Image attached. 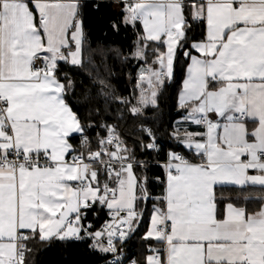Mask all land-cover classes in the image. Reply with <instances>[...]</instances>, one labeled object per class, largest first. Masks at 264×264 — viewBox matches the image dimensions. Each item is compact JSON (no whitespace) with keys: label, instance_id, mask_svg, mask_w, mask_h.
<instances>
[{"label":"snow or ice","instance_id":"snow-or-ice-1","mask_svg":"<svg viewBox=\"0 0 264 264\" xmlns=\"http://www.w3.org/2000/svg\"><path fill=\"white\" fill-rule=\"evenodd\" d=\"M89 7L133 29L126 49L93 47ZM130 60L124 94L110 61ZM173 85L187 155L162 148ZM37 240L94 264H264V0H0V264H34Z\"/></svg>","mask_w":264,"mask_h":264},{"label":"trees","instance_id":"trees-1","mask_svg":"<svg viewBox=\"0 0 264 264\" xmlns=\"http://www.w3.org/2000/svg\"><path fill=\"white\" fill-rule=\"evenodd\" d=\"M115 18H118V13L111 7L104 8L101 12L93 11L91 7L85 10L86 25L91 30L90 39L93 47L96 46L97 42H101L113 47L123 46L126 49L127 45L131 43L134 39L133 29L131 27H121L119 33L114 32L108 27L109 20ZM105 32H107V36L104 35ZM110 63H114V71L117 73L116 77L113 79V83L119 89L123 90L124 94H128V92L132 90V84L135 83L134 79L129 83V73L135 77L137 69L142 61L138 62L136 60H130L124 66H121L119 61H110ZM61 67L76 75L73 68L65 65H61ZM177 86L178 85H173L169 88L168 93H166L168 99L167 102L162 105L163 123L159 126V133L162 140V148L165 152L168 148H173V150L184 152L187 155L188 150L182 145H177L176 142L170 140L167 135V133L171 131L172 122L180 118V115L172 106L174 105V99H172V97L175 96ZM222 191H224L225 194H228L234 192L235 189L233 187H225ZM93 211H99V218L94 220V223L99 226L105 219H107L106 211L100 209H93ZM89 218L92 219V212H90ZM146 225L147 218L141 226V234ZM30 246L35 249V251L29 256V260L34 261V264H94L96 259L93 255L88 253L83 246H70L65 248L64 245L58 242L49 246L38 240L33 241ZM129 251L141 255V245L133 242L129 246Z\"/></svg>","mask_w":264,"mask_h":264},{"label":"crops","instance_id":"crops-1","mask_svg":"<svg viewBox=\"0 0 264 264\" xmlns=\"http://www.w3.org/2000/svg\"><path fill=\"white\" fill-rule=\"evenodd\" d=\"M192 130L195 131V130H197V129L195 128V126H193V127H192ZM182 146H183V145H182ZM186 150H187V149H186Z\"/></svg>","mask_w":264,"mask_h":264},{"label":"built area","instance_id":"built-area-1","mask_svg":"<svg viewBox=\"0 0 264 264\" xmlns=\"http://www.w3.org/2000/svg\"><path fill=\"white\" fill-rule=\"evenodd\" d=\"M89 215H90V213H89Z\"/></svg>","mask_w":264,"mask_h":264}]
</instances>
